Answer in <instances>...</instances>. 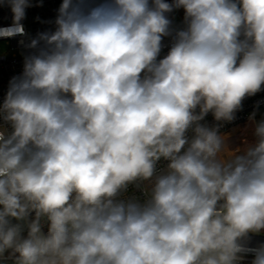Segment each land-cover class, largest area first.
Listing matches in <instances>:
<instances>
[{"label": "clouds", "instance_id": "9594fccd", "mask_svg": "<svg viewBox=\"0 0 264 264\" xmlns=\"http://www.w3.org/2000/svg\"><path fill=\"white\" fill-rule=\"evenodd\" d=\"M0 4V36L25 35L30 0ZM55 24L0 104V260L264 264L246 242L264 233V120L243 147L221 132L264 90V0H62Z\"/></svg>", "mask_w": 264, "mask_h": 264}, {"label": "built area", "instance_id": "2783aa9c", "mask_svg": "<svg viewBox=\"0 0 264 264\" xmlns=\"http://www.w3.org/2000/svg\"><path fill=\"white\" fill-rule=\"evenodd\" d=\"M101 2H103V0H89V3L93 6ZM30 3L32 6L25 10L26 16L21 20L25 35L10 37L0 36V44H2V46H0V104L3 103L9 90L10 81H12L14 77H20L22 75L25 57L35 54L37 51V49L27 47L31 39L37 38L40 33L54 32L56 30L55 20L58 16V10L62 0H30ZM178 17L182 19V23L172 28L173 31L171 35L162 38V48L157 58L158 60L163 59L168 54L174 42L175 32L186 27L185 16H183L181 11H178ZM11 25H13V13L11 8L7 4H0V29L8 28ZM21 41H23V43H21ZM40 46H43V42H41ZM253 113H255V121L249 119ZM261 120H264V90H261L253 96L246 97L243 100L242 109L236 113V119L231 123L224 124L221 128V132L241 124L252 123L255 126V122ZM201 123L212 126L216 121L210 112ZM0 124H2V121H0ZM4 127H7L9 132L11 131L10 126L5 125ZM189 136H191V132ZM165 164V161H161L159 167L163 168ZM134 191L135 189H130L129 193L126 195L130 196ZM136 195L139 196L140 193L137 192ZM44 231L46 233L47 228H45ZM246 242L253 247L264 244V233H249ZM252 259V255H247L244 257L241 264H251ZM2 260H14V258H9V255L5 254Z\"/></svg>", "mask_w": 264, "mask_h": 264}, {"label": "rangeland", "instance_id": "374dc122", "mask_svg": "<svg viewBox=\"0 0 264 264\" xmlns=\"http://www.w3.org/2000/svg\"><path fill=\"white\" fill-rule=\"evenodd\" d=\"M168 3H172V0H166ZM178 11L185 16V12L183 8L179 9H174L172 12L169 13V15L166 14L168 18H170L172 24L171 28H175L179 26L182 23V19L178 17ZM2 46V44H0ZM254 125L252 123H247V124H241L237 125L235 127H232L222 133L229 134V143L230 146L235 149L238 147H243L245 146L249 141L253 140V130H254ZM8 254V253H5Z\"/></svg>", "mask_w": 264, "mask_h": 264}, {"label": "crops", "instance_id": "0c3cea01", "mask_svg": "<svg viewBox=\"0 0 264 264\" xmlns=\"http://www.w3.org/2000/svg\"><path fill=\"white\" fill-rule=\"evenodd\" d=\"M0 264H14V260H0Z\"/></svg>", "mask_w": 264, "mask_h": 264}, {"label": "trees", "instance_id": "16d2710c", "mask_svg": "<svg viewBox=\"0 0 264 264\" xmlns=\"http://www.w3.org/2000/svg\"><path fill=\"white\" fill-rule=\"evenodd\" d=\"M167 15H169V13H167ZM170 18H171V16H170ZM170 18H169V19H170Z\"/></svg>", "mask_w": 264, "mask_h": 264}]
</instances>
